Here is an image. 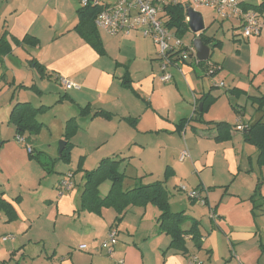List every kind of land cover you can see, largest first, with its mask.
Segmentation results:
<instances>
[{
  "label": "crops",
  "instance_id": "0c3cea01",
  "mask_svg": "<svg viewBox=\"0 0 264 264\" xmlns=\"http://www.w3.org/2000/svg\"><path fill=\"white\" fill-rule=\"evenodd\" d=\"M91 1L109 6L118 0ZM241 1L244 7L251 8L263 0ZM81 7L79 0H0V36L4 35L10 46V52L0 56V82L8 85L6 92L11 94L2 113L9 115L15 103H30L35 108H43L38 114L43 116L39 121L43 127L38 135L47 126L44 117L53 114L61 133L66 121L73 118L77 126L75 136L83 138V142L80 140L75 144L73 141L72 144L82 163L83 175L80 173L79 177L70 169L60 168V154L52 158L55 152L52 147L47 151L36 150L31 144L32 137L28 146L18 142L14 138V127L11 138H0V198L11 206L14 215V219L9 220L0 211V241L4 236H12L18 245V252H15L14 245L0 246L1 263L10 260L6 264H33L35 255L28 250L29 244L42 243V238L50 234L57 237L62 231L65 235L63 242L71 241L73 246L58 242L63 254L58 252L59 245L53 247L50 256L46 253L50 264H118L119 260L123 264H183L187 256H196L200 260V253L205 256V264H211V260L225 261L221 252L224 247L230 260L231 255L235 257V264H259L264 260V242L258 236V227H264V166L257 163L256 148L252 153L248 152L243 132L236 131L234 126L238 120L248 126L264 117V107L256 111L257 104L249 100L264 98V11L260 13L263 24L260 35L243 39L231 22L218 21L213 10L193 9L201 14L203 35L218 44L210 48L209 58L213 49L222 47L216 31L217 35L223 32V23L228 24L227 34L232 44L224 54L221 52V58L211 63L207 60L197 67L182 66L180 71L170 68L171 80L161 82L156 49L154 51L150 39L139 33L110 37L96 28L103 50L99 54L74 30L79 20L77 11ZM208 17L210 25L205 22ZM213 22L218 26L210 32ZM25 37L31 39L25 40ZM13 38L19 43L14 44ZM193 39L192 33L189 43H185L191 44ZM208 66L218 68L213 76H231L229 88L232 89L223 93L213 91L217 84L203 80ZM60 78L77 84L78 89L65 90L59 83ZM38 79L47 81L41 80V86H37ZM182 83L188 90L185 95L178 90ZM231 90L244 94L234 98L229 94ZM204 95H209L212 103L199 121L193 113V105L199 104L201 110L199 99ZM230 104H234L238 113H232L234 110ZM84 108L87 110L80 114ZM97 111L109 113L111 117H93ZM245 114L249 120L245 119ZM181 121L185 123L179 128ZM215 123L229 125L228 139L215 140L222 133ZM147 133L151 136L150 142L158 149L167 147L164 142L171 144L167 150L172 151L173 159L165 167L170 168L169 179H179L178 183H181L183 177L177 174V167L185 163L191 164L196 173H199L198 169L203 172L194 189L205 192L211 227L204 233L201 220L181 211L187 216L182 229L188 230L193 222H197L200 236L198 247L190 236L185 237L184 253L168 248L170 236L158 231V210L152 223V219H146L145 206V231L139 244L134 241L137 231L131 236L123 223L131 207L116 225V213L111 208H103L99 215L79 211L84 171L93 170L85 168L88 162L98 161L97 166L104 158L116 156L125 160L134 158L132 153L141 155ZM90 145L93 146L92 152L88 149ZM182 151H187L188 158L180 162ZM208 169L209 175L203 176ZM67 173L73 175V188L59 195L56 185ZM257 186L259 192L255 194ZM178 188L175 183L174 191L181 194ZM26 197L29 198L27 202ZM169 209L172 212L170 203ZM49 210L55 215L52 224L48 225L45 214ZM233 210L236 211L234 215ZM122 228L129 239L120 238ZM111 229H115L118 235L112 253L108 255L100 244ZM257 236L258 247L254 243L246 245L250 238L253 240ZM76 239L86 240L90 249L85 252L75 250ZM148 241L151 246L146 245ZM33 248L38 255L39 245ZM50 250L51 247L47 252Z\"/></svg>",
  "mask_w": 264,
  "mask_h": 264
},
{
  "label": "trees",
  "instance_id": "16d2710c",
  "mask_svg": "<svg viewBox=\"0 0 264 264\" xmlns=\"http://www.w3.org/2000/svg\"><path fill=\"white\" fill-rule=\"evenodd\" d=\"M185 4L178 3L174 6L164 8V15L166 17L165 25L168 29L174 31L175 35L182 39L189 29L185 22ZM101 6L88 4L78 9V22L74 30L79 36L89 44L97 53L102 54L100 39L98 37L94 20ZM259 13L264 11V0L257 6L251 7ZM31 39L25 37V40ZM195 38V35H194ZM199 38L206 45L212 47L218 46L214 44L212 38L205 37L203 32L199 34ZM33 40V39H32ZM14 44H18L19 41L15 38L12 39ZM36 42V41H34ZM10 52V46L7 44L5 36H0V56L8 54ZM207 61L199 62V66ZM218 71V70H217ZM214 72L212 75H214ZM231 92H235L231 90ZM252 104H257L256 111H261L264 107V98H249ZM201 103V110L196 106L193 113L199 117L206 113L212 103V98L209 95H204L199 99ZM43 110L42 107L35 108L30 103H15L8 115L7 124L14 127L15 139L17 137L23 138V144L28 146V141L31 137H35L41 131L43 124L37 120L38 114ZM87 109H81L80 114H84ZM233 110L236 111L235 107ZM94 116H100L105 119H109L111 116L109 113L103 111H97L93 113ZM185 121L180 122V127L184 125ZM215 127L221 130L222 133L215 137L217 141H223L228 139V131L230 127L226 123H215ZM77 131L75 119L70 118L65 123L64 128V141L65 146L59 155V160L65 163L69 162L70 143L68 137L72 136ZM243 139L247 144L253 145L258 151L257 163L259 166H264V117H259L254 122L247 126V129L243 132ZM33 158V157H32ZM123 159H117V157H110L102 159L96 168L91 171H84V185L80 196V209L79 211L91 212L96 215L100 214L103 208H111L115 211L116 217L114 218L115 225L122 220L123 214L127 208L135 205H148L151 204L159 211L157 218L158 231L170 236L169 247L180 252L185 251V237L190 236V239L198 247L200 236L198 234V223L193 222L188 230H183L181 225L187 219V216L183 212L173 213L169 209V195L165 189V180L157 181L154 183L142 185L136 184L132 188H122V182L125 178V172L118 170L120 162ZM170 168L165 169V177L167 178ZM105 181L110 182V186L106 195L101 196L99 187ZM258 186L255 190V194H258ZM255 196V195H254ZM252 196L251 199L254 197ZM193 202V201H192ZM0 211H3L9 220L14 219L13 209L11 206L0 198ZM262 248V247H261ZM264 253V249H263Z\"/></svg>",
  "mask_w": 264,
  "mask_h": 264
},
{
  "label": "rangeland",
  "instance_id": "374dc122",
  "mask_svg": "<svg viewBox=\"0 0 264 264\" xmlns=\"http://www.w3.org/2000/svg\"><path fill=\"white\" fill-rule=\"evenodd\" d=\"M108 2H112L113 0H107ZM199 10V8L197 9ZM207 16V15H206ZM210 16V15H209ZM209 18L206 19V24H209ZM223 32H219V34L217 35V31H216V36L218 38L221 39V43H222V47L220 48H215L213 49L210 58L208 59L209 62H213L214 59H219L222 57V54H224V51L226 49V51L228 50L227 48H230L232 42L229 41L228 39V31H227V23H223ZM210 25V24H209ZM218 26V25H217ZM215 22H213L212 27L210 28V32H213L215 30V28L217 27ZM215 34V32H214ZM192 37V33H187L185 35V37L182 38V40L184 42L189 43V40ZM146 43V42H145ZM149 45H151V42H147ZM152 46L154 47L153 43ZM226 47V48H225ZM222 49V50H221ZM155 51V48H154ZM222 52V54H221ZM227 53V52H226ZM30 59V58H29ZM223 59V58H222ZM218 61V60H217ZM146 67V64H145ZM157 77V74H156ZM203 80H209L211 81V83H216L217 85H219L220 83H223L224 87H216L213 88V91L216 92H220L223 93L225 90H230L232 88H229V86H231L232 83V79L231 76L229 77H225L223 78V75L221 76H213V75H206L203 76ZM41 80L42 79H38L37 80V86H41ZM158 80V79H157ZM46 79H43L42 82H46ZM250 81V80H249ZM181 86V85H179ZM181 89H178L180 91V93L182 94H187L186 92L187 87L186 84L182 83V86L180 87ZM8 90V85L5 83H1L0 82V138L6 139V138H11L12 134H13V126L9 125L6 123L7 120V115L8 113H2L3 112V106H6L8 104V100L10 99L11 94L9 93V95H7V91ZM59 93H63L61 90H58ZM171 94V92H168ZM229 94L236 98V95H242L244 94L243 92L240 93H235V92H229ZM194 104V102H192V105ZM231 108H233L234 104H230ZM197 107H199V104L197 105ZM185 108H187V106H185ZM233 110V109H232ZM232 113H235V111H233ZM40 116V115H39ZM37 117V120L40 121L42 119L43 116L41 117ZM245 119L249 120V116L247 114H245ZM44 121L45 123H47V126L43 128L42 132L40 135L32 137V145L34 146V148L36 150H39L40 148H42V150H48L52 147V150H54L55 152L52 154V158H56L57 154H58V145L59 142L64 141V132L61 133V127L59 126V123L55 120H53V114L51 115H47L44 117ZM48 127L50 129H48ZM62 134V135H61ZM77 131H75V133L68 137L69 141L71 144H78V142L81 140V142H83V138H79L80 136L77 135ZM63 136V137H62ZM62 137V138H61ZM151 136L150 134H145V147L143 149V153L141 155H136L137 153H132L134 158H126L125 160H123L122 162H120L119 164V168L118 170L120 172H125V178L123 179L122 182V188L126 189V188H132L133 186H135L136 184H142V185H146V184H150V183H154L157 181H163L164 182V186L165 189L167 190V192H170V195L168 197V201L170 203V208L172 210V212H181L184 211L186 212V214H193L194 216H196L197 219L201 220V227L203 228V232L206 233V231H210V220H209V216H208V212H207V208L205 207V205H201L199 203H194L192 204L190 202V199L187 197V194L185 193H179L177 191H174L173 186L175 183H177V186L180 185H184L188 190H192L194 189V186L197 184L200 176L203 174V172L198 169L199 173H196L194 171V168L192 167L191 164H183L182 166H178L177 167V174L179 176H182L183 179L181 180V183H178V180L175 179H169L170 177L168 176L167 178L165 177V167L166 164H170V162H172L171 158V154L172 151H168L167 148L171 146V144L169 142H164L165 147L162 148H156L154 147L153 143L150 142ZM74 141V143H73ZM247 150L248 152L251 151H255V147L251 144H246ZM74 146L72 145V147L70 148V152H72V156L70 153L69 156V162L65 163V164H70L69 166L63 164L62 162H59L60 168H62L63 170H67L70 169L72 170V172L77 173L78 177L79 174L81 173L83 175V170H81V159H79L78 156V152L75 151L74 152ZM88 149L92 152L93 151V146H89ZM174 153V152H173ZM252 153V152H251ZM239 154V153H238ZM250 154V153H248ZM72 157V158H71ZM130 157V156H128ZM71 158V160H70ZM171 158V159H170ZM97 160V159H96ZM98 161H89L88 164L86 165L85 168H87L88 170L94 169L96 164ZM205 170V169H204ZM203 170V171H204ZM210 169L206 170V172L204 173L203 176H207L209 175ZM169 175V174H168ZM180 184V185H178ZM110 186V182L109 181H105L101 184L100 186V194H105L106 191L108 190ZM132 186V187H131ZM202 196L205 197V192L202 191ZM28 197L25 198V201H28ZM131 208L129 209V213L123 218V223H124V227L128 228V231L130 232L131 236H133L134 232L137 231V234L135 235V243L139 244L140 242V238H142V233L143 231H145V206L144 205H135V206H130ZM146 211H147V218L146 219H152V223L155 222V219H153L154 214H158L157 209L152 206L151 204L146 205ZM236 213V211L233 210L232 215H234ZM54 211H47L45 214V217H48V225L52 224V222L54 221ZM143 219V222H141V220ZM189 221L187 220L186 223H188ZM204 226V227H203ZM52 227V225H51ZM184 227V226H183ZM259 231H258V236L261 238V241L264 242V227L259 226L258 227ZM67 234V233H66ZM228 236L229 234L226 233ZM65 235L62 233V231L58 234V236H53L52 234L47 235L46 237L42 238V243H40L39 241H36L37 243H30L28 250L31 252H34V255L32 257V262L33 264H50L49 260L47 259L48 257H46V253L50 256L51 252H52V248L53 247H57V245H59V254H63L62 251V246L60 245V243L63 245L65 243L68 242V240H65L63 242V239ZM258 236L255 239H249L248 242L246 243L247 246H250V243H254V245L256 247H258ZM145 237V235L143 236ZM230 237V236H229ZM120 238H122V240H127L130 237L125 233L124 228H122L121 230V234H120ZM106 239V238H105ZM105 239L103 241H105ZM14 238H12L11 240H8L9 242H5L2 243L0 241V246L1 248H7L11 245H14L16 251L18 248V245L15 244L16 242L13 241ZM12 241V242H11ZM103 241L101 242V244L103 243ZM60 242V243H58ZM84 242V243H82ZM68 246H73L71 241ZM75 247L74 249L78 251V249L80 251H87L90 248V245H88V243H86V240H80V239H76V241L74 242ZM84 245L86 247V249H80L79 245ZM100 244V245H101ZM39 245V253L38 255H36L35 249L33 248V246ZM148 246H151V241H148V244H146ZM66 246V245H65ZM67 246V247H68ZM145 246V244L143 245V247ZM189 246H191V244H189ZM240 246V245H238ZM51 247L50 252H47V250ZM79 247V248H78ZM73 248V247H72ZM249 248V247H248ZM41 249H43L42 252ZM226 248L224 247V250L221 249L222 254L225 255V261L220 259L219 261L215 262L214 260H211V264H235L237 263V261L233 260L235 257L231 255V260L229 259L230 255L226 254ZM72 251V249H71ZM144 254L146 256V250L144 251ZM218 256V255H217ZM198 257L200 258V260L202 261L203 264H205L206 259L204 260V254L200 253L198 255ZM20 258V256L17 257V260ZM216 258V257H214ZM10 260H5L4 264H6V262H9ZM120 261V260H119ZM12 262V260H11ZM184 263V262H183ZM0 264L1 261H0ZM17 264V263H16ZM254 264V263H253ZM259 264H264V260L259 262Z\"/></svg>",
  "mask_w": 264,
  "mask_h": 264
},
{
  "label": "built area",
  "instance_id": "2783aa9c",
  "mask_svg": "<svg viewBox=\"0 0 264 264\" xmlns=\"http://www.w3.org/2000/svg\"><path fill=\"white\" fill-rule=\"evenodd\" d=\"M79 2L82 7L88 4L101 6L91 0H79ZM178 3L187 5L186 8L213 10L218 21L231 22L243 39L257 37L263 29L260 13L253 8L244 7L241 0H118L113 5L101 6V10L95 17L94 25L110 37L139 33L142 37L150 39L155 46L156 57L159 61L158 79L161 82H169L171 80L170 68L180 71L182 66H199L192 44H186L165 25L164 8ZM185 22L188 23L187 17H185ZM217 70L216 66H208L206 75H212ZM59 83L65 90L78 89L77 84L66 78H60ZM217 87H223V83ZM195 108L196 104L193 105V111ZM234 127L239 132L247 129V126L239 120ZM16 140L20 143L24 142L21 137H17ZM26 151L28 154L31 153L28 147ZM187 158V151H182L179 161L183 162ZM72 188L73 175L71 173H67L56 185L59 195ZM178 189L181 193L187 194L190 201L203 206L206 204V199L202 196L203 189L188 190L184 185H180ZM211 215L214 217L213 213ZM117 235L115 229L108 231L105 241L101 244L106 254L112 253ZM12 238V236H4L1 241H8ZM80 249H86V247L81 245ZM118 264H123V262L119 261ZM183 264H202V262L196 256H187Z\"/></svg>",
  "mask_w": 264,
  "mask_h": 264
},
{
  "label": "water",
  "instance_id": "95a60500",
  "mask_svg": "<svg viewBox=\"0 0 264 264\" xmlns=\"http://www.w3.org/2000/svg\"><path fill=\"white\" fill-rule=\"evenodd\" d=\"M186 17L188 18V28L191 33L196 35V37L192 40L191 44L195 50L196 58L199 62L207 61L209 59V52L212 46L204 44L199 38V34L204 30V24L199 12L191 8H186ZM201 106V105H200ZM65 146V141L59 142L58 145V154H61L63 148Z\"/></svg>",
  "mask_w": 264,
  "mask_h": 264
}]
</instances>
